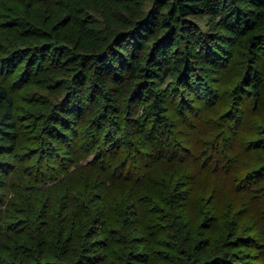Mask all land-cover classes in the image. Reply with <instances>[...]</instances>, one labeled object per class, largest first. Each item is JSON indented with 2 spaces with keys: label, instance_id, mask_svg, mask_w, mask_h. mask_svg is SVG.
Returning <instances> with one entry per match:
<instances>
[{
  "label": "trees",
  "instance_id": "1",
  "mask_svg": "<svg viewBox=\"0 0 264 264\" xmlns=\"http://www.w3.org/2000/svg\"><path fill=\"white\" fill-rule=\"evenodd\" d=\"M146 1L0 0V264H152L150 253L159 258L156 264H223L232 253L222 238L213 241L205 222H189L187 191L151 190L149 158L117 151L104 164L63 162L52 147V139H63L85 117L88 104L94 107L114 91L121 100L139 70L148 71L133 51L120 68L113 64L120 42H142L148 33L149 43L159 29L175 38L194 27L192 16L220 14L231 41L264 61V0H231L225 10L220 5L227 0H150L145 11ZM93 12L105 18L100 32L84 24ZM168 43L155 45L151 62L160 67L154 66L164 76L179 66L189 69L184 57L165 67ZM120 71L126 73L122 78ZM155 89L149 84L144 94ZM157 100L156 94L146 103L145 114L162 108ZM39 120H45L42 133L49 138L32 126ZM151 157L156 164L173 158ZM113 192H122L123 199H113ZM216 221L206 217L211 226ZM148 228L156 233L146 235Z\"/></svg>",
  "mask_w": 264,
  "mask_h": 264
},
{
  "label": "rangeland",
  "instance_id": "2",
  "mask_svg": "<svg viewBox=\"0 0 264 264\" xmlns=\"http://www.w3.org/2000/svg\"><path fill=\"white\" fill-rule=\"evenodd\" d=\"M230 5L231 0H227L220 8L229 9ZM151 6L152 2L146 1L145 11ZM191 20L194 27L175 38L167 29H159L149 43L148 33L142 42H120L113 51V64L120 68L133 51L143 58L142 68L148 71L139 70V76L125 86L121 100L116 99L118 93L114 91L106 93L111 98L94 107L88 104L85 117L69 135L58 141L52 139V147L63 162L81 158L85 164H104L109 152L118 151L121 157L140 153L149 158L146 170L155 177L150 182L151 190L156 192L165 186L187 191L191 199L189 222H205V231L213 241L220 237L228 242L232 253L223 264H264V61L261 54L255 59L254 51L247 52L231 41L233 34L219 24L220 14H199ZM104 21L93 12L84 24L100 32ZM167 41L165 67L184 57L185 64L190 62L189 69L179 66L164 76L155 67H160L158 61L151 62L155 45ZM119 74L122 78L126 73ZM246 80L259 83L248 86ZM149 84L154 85L155 92L145 95L144 88ZM156 94L162 108L145 114L146 103ZM103 123L106 125L100 127ZM33 125L43 138L51 136L42 133L45 120L34 121ZM77 144L81 151L76 150ZM147 153L155 157L166 153L173 158L156 164L153 162L158 159ZM121 190L125 193L127 189ZM113 193V199H123L122 192ZM211 215L217 218L212 226L206 222ZM149 230H144L148 236L156 233ZM176 236L183 238L181 228ZM150 240L145 243V253L151 251ZM158 259L150 253V263L156 264Z\"/></svg>",
  "mask_w": 264,
  "mask_h": 264
}]
</instances>
